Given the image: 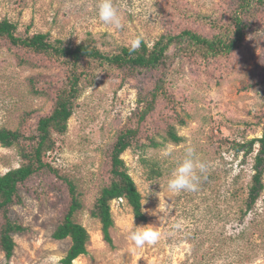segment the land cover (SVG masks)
Segmentation results:
<instances>
[{
  "label": "rangeland",
  "instance_id": "rangeland-1",
  "mask_svg": "<svg viewBox=\"0 0 264 264\" xmlns=\"http://www.w3.org/2000/svg\"><path fill=\"white\" fill-rule=\"evenodd\" d=\"M98 3L0 0V21L15 24L19 37L47 34L51 42L60 40L71 48L92 40L101 53L116 54L130 49L139 34L149 49L185 30L208 40L225 37L238 0H114L122 16L120 29L99 20ZM200 57L179 54L169 68L144 73L108 67L93 83L80 81L82 92L68 131L57 138L58 149L51 157L85 204L75 221L89 233L88 253L74 264H264V191L251 210L247 207L258 145L248 157L234 148L235 141L243 144L263 134L264 13L252 20L239 50L218 61ZM69 78L70 67L62 60L10 47L6 41L0 47V129L34 132ZM161 79L167 85L156 111L137 144L122 155L142 195L147 221L137 220L125 199L111 202L109 245L90 211L110 178V151L118 132L135 128L146 106L141 98L149 97ZM30 112L37 113L31 117ZM171 126L180 143L167 135ZM151 138L158 146L143 150ZM189 147L208 162V170L198 191L172 194L167 181ZM152 162L160 177L149 178L147 163ZM21 165L18 148L0 144V176ZM47 180L43 190L35 184L21 188L22 204L11 209V219L27 229L14 237L11 264H62L72 246L70 238L52 239L70 198L54 177ZM148 224L159 227L160 238L138 248L128 236L134 226ZM0 264H6L1 250Z\"/></svg>",
  "mask_w": 264,
  "mask_h": 264
},
{
  "label": "trees",
  "instance_id": "trees-1",
  "mask_svg": "<svg viewBox=\"0 0 264 264\" xmlns=\"http://www.w3.org/2000/svg\"><path fill=\"white\" fill-rule=\"evenodd\" d=\"M235 9L234 14L230 17V26L226 28L225 37L220 35L216 39L208 40L190 30H185L178 36L161 38L152 49H149L143 41L140 48L135 52L123 48L116 54L101 53L92 40H87L81 45L71 48L65 47L60 40L51 42L47 34L19 37L15 24L7 19L0 21V47L7 41L10 47L21 48L37 55L52 56L62 60L67 67H70V78L67 86L58 93L56 104L49 115L38 120L34 132L23 134L17 130L0 129L1 146L5 149L17 147L22 160V165L19 168L0 176V250L5 255L6 264H11L15 254L14 237L25 233L27 230L22 224L13 221L10 217L11 209L22 204L21 188L35 184L38 185L36 186L38 189L43 190L47 186L44 182H49L47 179L50 177L57 180L55 184L63 186L66 198H70V203L65 207L64 217L52 235V239L55 241L70 238L72 243L68 254L61 263L74 264L79 257L88 253L89 233L75 221V216L83 210L85 204L81 201L75 184L69 178L61 175L51 160L58 149L57 138L65 135L68 131V123L74 114L76 103L82 92L80 81L85 80L84 82L93 83L100 77V72L108 67L120 71L129 69L134 73H144L160 67L169 68L175 56L179 54L199 56V59H201L200 55L203 54L204 59L209 58L212 61L226 58L244 44L252 20L258 14L264 13V0H238ZM172 47L176 48V55L170 53ZM86 63L90 65L84 69ZM165 85L167 84L164 79L157 81L154 90L149 94L150 96L141 98L140 104L146 106L139 113L135 128L118 132L117 141L110 151V178L100 187L94 206L90 211L92 218L97 219L102 225L104 241L109 245L112 244L110 229L114 225L111 202L125 199L132 208L134 217L142 222L147 221L142 211V195L129 175L122 155L137 144L140 131L147 126L148 118L156 111L157 102L164 95L163 86ZM36 93L37 91H35ZM30 113L33 117L37 112ZM262 133L261 138L253 139L247 143L242 144L235 141L234 147L237 154L244 153V156L248 157L255 152L254 148L258 145L254 164L255 173L252 178L247 205L250 210L264 191V128ZM167 135L174 143H180L182 140L177 137V132L173 126L169 127ZM157 146L155 139L151 138L143 150ZM147 165L150 168L149 178L161 176L160 169L156 167L157 163L152 162L147 163ZM108 167L109 165L106 164L104 168Z\"/></svg>",
  "mask_w": 264,
  "mask_h": 264
},
{
  "label": "clouds",
  "instance_id": "clouds-1",
  "mask_svg": "<svg viewBox=\"0 0 264 264\" xmlns=\"http://www.w3.org/2000/svg\"><path fill=\"white\" fill-rule=\"evenodd\" d=\"M97 15L99 20L105 25L112 26L116 29H120L122 27L121 12L114 3V0H99ZM142 42L143 35H137L131 41L129 51H137L140 48ZM208 167V162L201 159L197 155L194 147L187 148L182 161L172 171L167 181V191L172 194L198 191L201 178L203 174L207 172ZM146 202L147 201L145 200L144 204ZM142 211H144L143 208ZM149 214L153 216L157 215L156 212H150ZM134 229V231L130 232L128 239L131 240L138 248L144 247L146 244L154 245L160 238V232L158 230L159 227L154 224L134 226Z\"/></svg>",
  "mask_w": 264,
  "mask_h": 264
}]
</instances>
